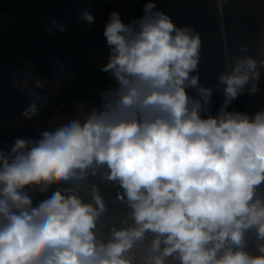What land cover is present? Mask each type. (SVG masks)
I'll return each mask as SVG.
<instances>
[{
  "label": "clouds",
  "instance_id": "9594fccd",
  "mask_svg": "<svg viewBox=\"0 0 264 264\" xmlns=\"http://www.w3.org/2000/svg\"><path fill=\"white\" fill-rule=\"evenodd\" d=\"M155 9L150 0L129 23L110 14L101 71L117 86L98 107L0 151V264H264V110L228 111L258 91L264 58L234 57L217 78L223 104L202 115L213 90L192 74L201 38ZM80 19L94 23L88 8ZM57 30L53 19L48 32ZM37 112L32 103L23 116ZM89 177L119 187V226L106 223Z\"/></svg>",
  "mask_w": 264,
  "mask_h": 264
},
{
  "label": "crops",
  "instance_id": "0c3cea01",
  "mask_svg": "<svg viewBox=\"0 0 264 264\" xmlns=\"http://www.w3.org/2000/svg\"><path fill=\"white\" fill-rule=\"evenodd\" d=\"M150 0H0V151L9 152L16 139L37 140L43 131L50 129V122L58 116L66 117V105L78 95H86L91 89L107 88L114 80L109 74L96 73L91 69L90 53L102 41L100 29L104 28L112 12H118L124 23H129L144 15V6ZM156 9L167 14L177 27H189L201 38L199 65L217 59L221 54L214 52L219 49L220 42L214 46L212 35L217 29L212 27V3L217 0H151ZM229 10L233 6L237 9L250 6H260L264 10V0H227ZM88 8L94 16V23L89 25L80 19L83 9ZM243 10V9H242ZM238 11V10H237ZM252 12V11H251ZM230 12H228L229 14ZM256 11L252 17L243 15L239 27H231L229 41L230 62L236 56H246L241 52V46H247V52L254 48L256 40L255 26L258 24ZM238 20L241 12L232 13ZM60 22L65 31H54L49 34L50 21ZM229 19V18H228ZM231 19V18H230ZM212 47V48H211ZM203 52V53H201ZM212 65L223 71V62ZM28 68L41 76L48 77L53 72L69 69L76 73L77 80L66 87L59 102L48 111H42L38 105L22 96L12 86L13 76L19 75ZM199 83L214 89L217 78L214 76L201 77ZM262 92L254 97H238L228 106V111L247 113L250 117L264 110V83L259 84ZM193 96L195 89H188ZM35 103L38 112L31 119L23 116L24 110ZM211 114L210 109L204 115ZM89 181L96 183L100 194L110 190L111 198L108 202L107 224H116L126 211L123 205L115 201L117 185L107 181H96L89 177ZM58 190L57 186L44 194L34 192V205L41 202ZM258 195L264 196V185L258 190ZM101 233L106 235L107 228L101 227ZM254 239L250 233L249 240ZM255 254V248L250 247Z\"/></svg>",
  "mask_w": 264,
  "mask_h": 264
},
{
  "label": "built area",
  "instance_id": "2783aa9c",
  "mask_svg": "<svg viewBox=\"0 0 264 264\" xmlns=\"http://www.w3.org/2000/svg\"><path fill=\"white\" fill-rule=\"evenodd\" d=\"M251 11H256V18H258V24L254 27L256 31V40L254 48L251 51L246 52V55H252L257 59L264 58V10L260 6H256L254 9L251 8ZM105 27V26H104ZM100 34L102 41L99 46L90 53L91 56V69L96 73H102L101 68L104 64L107 63L109 56V49L106 44L105 37L103 35L104 28L100 29ZM224 37V31H222ZM223 62V71H219L220 67L214 68L212 65L218 63L217 59L206 62L203 65L198 64V69L192 73L193 75H198L199 79L201 77L214 76L218 78L221 73L226 71L227 66L231 63L230 56L227 51H225ZM77 80V75L69 69H64L61 71H56L50 76L45 77L37 74L31 69L25 68L22 72L13 76L12 86L17 90L22 96L34 101L40 110L48 111L54 104L59 102L61 94L64 89L72 85ZM264 83V69L261 70V79L257 82L258 91L254 94H249L245 91L243 94L238 97H249L252 98L256 94L262 92L259 84ZM117 86L116 81L113 80L107 88H95L91 89L86 95H78L72 99L67 105V113L64 119H60L58 116H55L50 122V129L55 130V128L71 121L77 119L79 116H83L87 110L92 107H98L100 104L101 93L105 90L113 89ZM213 95L211 97V106L210 111L211 115L215 116L218 112V109L223 104L224 95L223 90L218 89L217 86L212 89ZM188 94L191 96L190 91L187 89ZM237 97V98H238ZM96 181H102L99 178H96ZM138 257L142 253H135Z\"/></svg>",
  "mask_w": 264,
  "mask_h": 264
},
{
  "label": "rangeland",
  "instance_id": "374dc122",
  "mask_svg": "<svg viewBox=\"0 0 264 264\" xmlns=\"http://www.w3.org/2000/svg\"><path fill=\"white\" fill-rule=\"evenodd\" d=\"M212 27H214L215 29H217L216 34L212 35L211 39H212V44L211 46H214L217 44H219L220 42V46L219 49L217 51H215L214 53L216 54H221L222 58L219 57V60L224 62V56H225V51H227L229 53V41L231 40V27L235 28V27H239L241 23V17L243 15H245V17H252V12L250 10V6H245V8L242 9H237L233 6L232 10H234L233 12L229 10V5L227 0H217V2H213L212 4ZM228 12H230L228 14ZM240 13L241 15L239 16V19L236 20L235 18L237 16H232V13ZM229 18V19H228ZM231 18V19H230ZM222 31H224V37L222 34ZM101 43V42H100ZM217 47V46H214ZM212 48V47H211ZM203 53V52H201ZM217 57V60H218ZM114 185V184H113ZM250 234V233H249Z\"/></svg>",
  "mask_w": 264,
  "mask_h": 264
},
{
  "label": "water",
  "instance_id": "95a60500",
  "mask_svg": "<svg viewBox=\"0 0 264 264\" xmlns=\"http://www.w3.org/2000/svg\"><path fill=\"white\" fill-rule=\"evenodd\" d=\"M196 95H197V93L194 92L193 96H196ZM202 115H204V113H202ZM102 197H103L105 203L108 204V202L110 201V198H111V191H110V190L106 191V192L103 194Z\"/></svg>",
  "mask_w": 264,
  "mask_h": 264
},
{
  "label": "trees",
  "instance_id": "16d2710c",
  "mask_svg": "<svg viewBox=\"0 0 264 264\" xmlns=\"http://www.w3.org/2000/svg\"><path fill=\"white\" fill-rule=\"evenodd\" d=\"M54 73V72H53Z\"/></svg>",
  "mask_w": 264,
  "mask_h": 264
}]
</instances>
